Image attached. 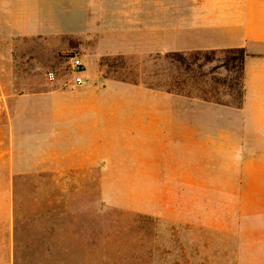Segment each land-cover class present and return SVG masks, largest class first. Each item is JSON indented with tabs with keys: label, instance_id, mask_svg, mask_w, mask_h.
Masks as SVG:
<instances>
[{
	"label": "crops",
	"instance_id": "1",
	"mask_svg": "<svg viewBox=\"0 0 264 264\" xmlns=\"http://www.w3.org/2000/svg\"><path fill=\"white\" fill-rule=\"evenodd\" d=\"M234 49L239 107L208 100V78L168 91L115 71ZM20 179L155 183L188 198L211 264H264V0H0V181ZM14 203L0 188V264L20 253Z\"/></svg>",
	"mask_w": 264,
	"mask_h": 264
},
{
	"label": "rangeland",
	"instance_id": "2",
	"mask_svg": "<svg viewBox=\"0 0 264 264\" xmlns=\"http://www.w3.org/2000/svg\"><path fill=\"white\" fill-rule=\"evenodd\" d=\"M206 56H198V64L204 65L196 74L197 88L207 78L239 77L224 67L209 76L222 64L224 54L216 53L210 63H204ZM163 59L149 60L148 69L136 66L115 71L126 79H146L156 86L164 83V88L173 78H186ZM20 66L22 76L27 74L33 81L48 71L26 61ZM64 66L60 72L66 73ZM111 167L115 173L120 172L116 168H124ZM151 185L158 189L146 181H0V188L13 190L21 216L17 222L20 253L13 256V264H211L204 256L203 229L190 228L188 198L146 195ZM41 205L48 206L46 213L38 208Z\"/></svg>",
	"mask_w": 264,
	"mask_h": 264
},
{
	"label": "trees",
	"instance_id": "3",
	"mask_svg": "<svg viewBox=\"0 0 264 264\" xmlns=\"http://www.w3.org/2000/svg\"><path fill=\"white\" fill-rule=\"evenodd\" d=\"M224 54L223 62L219 66H215L210 72L209 75H213L219 68L224 67L230 74L236 72L239 74L237 79H234L232 76L221 80L215 77H212L208 81L207 85L210 89V92L202 91L206 95V98L210 101H214L220 104L227 105H242V95H243V65L245 60V50L244 49H234L227 50L222 52ZM200 53H189V54H166L163 56V60L168 63L172 68L176 67L183 73L186 78L181 80L180 77L173 78L171 83L166 86L168 91H173L179 89L180 91L184 90L189 85L196 86L197 71H200L203 68L204 64H198ZM206 59L204 63H210L215 60L216 52L206 53ZM202 76V75H201ZM220 86L223 91H220ZM240 87V89H238ZM208 93H211V96L208 97Z\"/></svg>",
	"mask_w": 264,
	"mask_h": 264
},
{
	"label": "built area",
	"instance_id": "4",
	"mask_svg": "<svg viewBox=\"0 0 264 264\" xmlns=\"http://www.w3.org/2000/svg\"><path fill=\"white\" fill-rule=\"evenodd\" d=\"M71 68H72L73 73L79 74L83 68V63H82L81 59H79L77 57H73L71 59ZM76 84L78 86H82V85L86 84V81L83 80L82 78H78V79H76Z\"/></svg>",
	"mask_w": 264,
	"mask_h": 264
}]
</instances>
